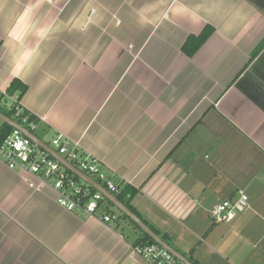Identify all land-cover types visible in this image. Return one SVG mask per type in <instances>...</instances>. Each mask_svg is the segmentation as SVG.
Masks as SVG:
<instances>
[{
  "label": "crops",
  "instance_id": "1",
  "mask_svg": "<svg viewBox=\"0 0 264 264\" xmlns=\"http://www.w3.org/2000/svg\"><path fill=\"white\" fill-rule=\"evenodd\" d=\"M14 79L31 133L137 189L135 215L177 253L264 264V0H0V95ZM238 192L245 211L213 223ZM99 208L67 212L40 176L0 162V264H146L138 232Z\"/></svg>",
  "mask_w": 264,
  "mask_h": 264
},
{
  "label": "built area",
  "instance_id": "2",
  "mask_svg": "<svg viewBox=\"0 0 264 264\" xmlns=\"http://www.w3.org/2000/svg\"><path fill=\"white\" fill-rule=\"evenodd\" d=\"M2 95L4 99L10 101L9 109L13 110V117L20 122L17 123L28 131L33 130L35 124L30 123L28 117L22 115L23 109L18 105L17 94L11 97H7L5 93ZM48 146L80 172L102 184L108 192L120 193L121 189L101 170L100 161L80 152L77 143L69 145L67 139L56 136L50 140ZM0 162L9 170H28L40 176L41 185L48 186L49 184L56 194V204L67 212L82 211L93 217L100 210V203L105 201L100 193L92 192L91 187L86 183L72 179L65 168L16 129H12L0 140ZM247 207V195L238 192L235 200L224 201L212 208L211 221L216 224L230 223ZM114 219L113 214L103 213V223L106 224ZM131 251L146 264H181L156 244L133 246Z\"/></svg>",
  "mask_w": 264,
  "mask_h": 264
},
{
  "label": "trees",
  "instance_id": "3",
  "mask_svg": "<svg viewBox=\"0 0 264 264\" xmlns=\"http://www.w3.org/2000/svg\"><path fill=\"white\" fill-rule=\"evenodd\" d=\"M212 28L210 27H205L202 32L200 34H198L197 36H189L187 38V40L185 41L182 50L183 52L187 55V56H192L193 54L196 53V51L205 43V41L210 37V35L212 34ZM26 92V86L24 84H22L19 80L14 79L10 85L8 86V88L5 91V95L7 97H11L15 94H17V99H19L24 93ZM4 99L3 95H0V103L1 101ZM0 113H2L3 115H5L6 117L14 120L15 122H18V119L13 117V110L8 109L5 110L3 107L0 106ZM22 115L23 116H27L28 117V121L30 123H34L36 124V119L31 116L30 114H28L26 111H22ZM27 128V127H26ZM12 131V128L10 126H8L7 124L4 123H0V140H2L3 137H5L6 135H8L10 132ZM30 132H32V130H29ZM71 177L72 179L79 181V179L76 176H73L70 172L66 171ZM98 182V181H96ZM99 183V182H98ZM100 184V183H99ZM104 187V186H103ZM117 187L120 188L119 185H117ZM120 193L119 194H114L111 193L123 206H125L129 211H131L134 215L135 212L132 209V207L130 206V200L137 194V189L132 188L128 185H124L120 188ZM90 190L92 192H94L95 190L90 188ZM120 218L127 221L139 234V238L136 240L134 246L137 245H143V244H147L149 241V237L147 235H145L144 233H142V231L134 224L132 223L126 216H124L123 214H120ZM149 227V226H148ZM149 229L155 234L157 235L163 242L168 243L169 242V238L165 235V234H160L158 231L154 230L152 227H149ZM188 260L192 263V264H198L196 263L194 260L191 259V257H188Z\"/></svg>",
  "mask_w": 264,
  "mask_h": 264
},
{
  "label": "water",
  "instance_id": "4",
  "mask_svg": "<svg viewBox=\"0 0 264 264\" xmlns=\"http://www.w3.org/2000/svg\"><path fill=\"white\" fill-rule=\"evenodd\" d=\"M0 123L7 124L12 129L20 131L25 137H27L32 143L37 145L39 148L44 150L52 159L58 164L70 172L73 176H76L80 181L86 183L88 186L93 188L96 192L100 193L117 211L126 216L132 223H134L145 235L149 237L148 245L156 244L170 253L179 263L181 264H192L188 259L184 258L181 254L177 253L167 243L163 242L157 235H155L143 222L123 206L110 192L104 189L91 177H88L84 173L80 172L72 164L66 162L61 156H59L54 150H52L46 143L39 140L34 134L20 126L14 120L6 117L0 113Z\"/></svg>",
  "mask_w": 264,
  "mask_h": 264
},
{
  "label": "rangeland",
  "instance_id": "5",
  "mask_svg": "<svg viewBox=\"0 0 264 264\" xmlns=\"http://www.w3.org/2000/svg\"><path fill=\"white\" fill-rule=\"evenodd\" d=\"M5 106H6V108H9V106H10V101L8 100L6 103H5ZM54 138V137H53ZM47 142V141H46ZM50 142V141H49ZM114 211H115V213H117V210H115L114 209Z\"/></svg>",
  "mask_w": 264,
  "mask_h": 264
}]
</instances>
